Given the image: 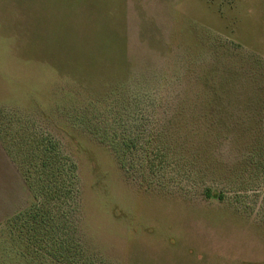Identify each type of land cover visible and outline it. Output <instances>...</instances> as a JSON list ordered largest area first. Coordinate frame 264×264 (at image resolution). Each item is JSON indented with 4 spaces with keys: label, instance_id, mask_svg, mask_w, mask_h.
Instances as JSON below:
<instances>
[{
    "label": "rangeland",
    "instance_id": "rangeland-1",
    "mask_svg": "<svg viewBox=\"0 0 264 264\" xmlns=\"http://www.w3.org/2000/svg\"><path fill=\"white\" fill-rule=\"evenodd\" d=\"M10 257L264 264V0H0Z\"/></svg>",
    "mask_w": 264,
    "mask_h": 264
},
{
    "label": "trees",
    "instance_id": "trees-1",
    "mask_svg": "<svg viewBox=\"0 0 264 264\" xmlns=\"http://www.w3.org/2000/svg\"><path fill=\"white\" fill-rule=\"evenodd\" d=\"M17 254V253H16ZM16 254H12V256H15ZM18 258H16V257H10V262H11V264H23V262H21L20 260H19V262H18V260H17Z\"/></svg>",
    "mask_w": 264,
    "mask_h": 264
}]
</instances>
